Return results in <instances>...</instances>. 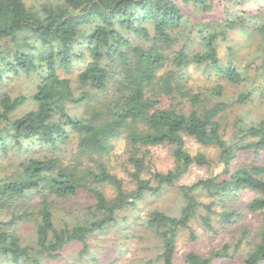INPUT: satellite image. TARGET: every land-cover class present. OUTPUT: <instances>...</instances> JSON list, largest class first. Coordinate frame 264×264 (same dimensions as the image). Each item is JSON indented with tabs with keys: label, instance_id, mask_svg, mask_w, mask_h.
Wrapping results in <instances>:
<instances>
[{
	"label": "trees",
	"instance_id": "1",
	"mask_svg": "<svg viewBox=\"0 0 264 264\" xmlns=\"http://www.w3.org/2000/svg\"><path fill=\"white\" fill-rule=\"evenodd\" d=\"M251 1L256 7L244 8ZM182 4L207 20H191ZM231 32L257 39L253 68L264 72V0H0V264H44L72 242L83 244V254L90 235L116 223L118 213L146 194L176 186L192 164L210 174L177 186L183 203L178 213L153 209L143 220L159 239L160 264H174L179 233L194 216L212 228L218 205L228 227L241 217L235 202L246 191L257 195L245 209L264 208V160H239L264 150V116L240 111L227 130L229 115L251 100L242 82L249 74L255 78L249 66H235L230 52L219 56V41ZM75 62L83 66L72 85L66 74ZM190 70L203 71L211 84L194 91ZM21 76L35 88L11 96ZM26 102L35 109L12 117ZM185 136L214 146L217 157L190 154ZM122 139L133 167L131 189L105 162ZM157 145L169 147L174 166L144 177L146 149ZM79 191L90 203L71 215V223L57 224L56 212H66L61 204ZM199 193L210 201L200 202ZM261 214L260 224L241 228L235 243L208 254L189 252L184 264H213L240 252L241 264H264ZM20 223L33 228L31 242L17 232Z\"/></svg>",
	"mask_w": 264,
	"mask_h": 264
},
{
	"label": "rangeland",
	"instance_id": "2",
	"mask_svg": "<svg viewBox=\"0 0 264 264\" xmlns=\"http://www.w3.org/2000/svg\"><path fill=\"white\" fill-rule=\"evenodd\" d=\"M40 0H25L26 4L31 5ZM183 11L191 20L199 21L201 19L207 20V16L198 14L195 8L191 5L182 4ZM253 1L249 2L244 8L254 9ZM257 39H248L244 33L231 32L228 39L220 40L218 47V54L221 58L227 57L230 52V57L233 59L237 68L246 67L255 75L254 80L248 75L247 80L242 82L240 89L249 88L252 92L250 102L246 103L242 108H235L228 117L227 130L233 129L232 121L238 114L243 112L249 118H259L264 116V72L261 68L257 71L253 68L256 58L255 46ZM83 66V62H75L71 66V71L66 74L71 79V84L75 85L76 75L79 69ZM191 71V70H190ZM190 73L189 85L194 88V91L203 90V85L211 84L207 80L203 71L192 70ZM11 96L19 93H31L35 88V82L25 76H21L12 83ZM227 96L233 94V90L228 87L225 88ZM34 102H26L19 106L13 113L12 117H19L22 114L35 109ZM185 150L190 154L203 152L208 157L215 159L217 157V149L214 146H204L196 142L193 138L184 137ZM145 156V170L144 177H149L153 171L166 172L174 166L173 157L169 147L166 146H150ZM261 162L264 160V150L260 151L257 156L252 152H246L239 157L242 162L255 161ZM105 162L111 173L117 175L122 179L126 189L134 187V182L130 176L133 170L132 165L127 160L125 152L124 140H117L114 147L110 150ZM210 174L206 166L192 164L189 168L176 179L173 187L164 186L157 194H146L139 200L135 207L127 208L117 215V222L107 227L101 232H96L86 239L87 251L83 254L81 250L83 244L80 242H72L67 244L60 252V256L55 260H46L44 264H139V262H147L148 264H160L156 256L159 253L160 245L159 239L155 234L145 229L144 218L146 214L153 209H160L167 214L175 215L183 204L179 199L177 186L190 185L200 179L207 177ZM107 197L114 195L113 188L109 185L103 187ZM257 194L255 192L246 191L241 193L239 200L235 202L236 207H240L242 211L241 217L233 222L230 226L224 227L220 222L219 212L222 208L215 205V213L211 215L212 228L206 227L198 218L194 216L190 223L189 229H184L179 233L176 242V250L174 256V264H184L185 255L189 252H197L201 254H208L210 250L219 248L223 243L233 244L240 236V230L247 227L252 230L260 224L262 216L261 211L249 212L244 208L246 202L251 200ZM200 202L210 201L204 193L198 194ZM90 203L85 191H79L76 196L67 199L61 206L64 209H59L56 213V223L63 226L65 223L73 221L72 216L76 214L77 210L82 209L86 204ZM17 232L20 236L31 242L33 235V228L29 223L17 224ZM243 259V252L237 253L233 259L216 260L213 264H241Z\"/></svg>",
	"mask_w": 264,
	"mask_h": 264
}]
</instances>
